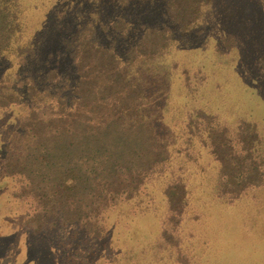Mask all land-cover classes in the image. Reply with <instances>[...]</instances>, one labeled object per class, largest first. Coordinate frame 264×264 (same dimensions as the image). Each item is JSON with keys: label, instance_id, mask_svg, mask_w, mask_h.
I'll return each instance as SVG.
<instances>
[{"label": "rangeland", "instance_id": "374dc122", "mask_svg": "<svg viewBox=\"0 0 264 264\" xmlns=\"http://www.w3.org/2000/svg\"><path fill=\"white\" fill-rule=\"evenodd\" d=\"M51 2L22 0L24 7ZM108 2L99 0L93 15L102 13L113 25L100 31L103 44L111 42L109 34L130 37L129 54L115 49L124 65L107 66L100 54L79 53L77 60L92 63L80 62L82 76H71L76 83L63 82L55 96H36L14 115L0 113L3 122H13L0 121V218H6L2 228L10 227L0 240V264H264V0H134L124 11ZM81 12L76 6L65 23L73 25ZM33 20L43 25L46 16L30 13ZM58 20L47 12L48 39L55 38ZM122 21L137 23L139 30L119 31L114 24ZM19 84L11 79L6 86L15 91ZM86 98H94L88 109L96 120L92 125L105 134L101 139L123 169L109 170L110 188L103 179L107 159L96 158L92 166L83 157L91 140L80 143L75 155L88 183L76 193L59 192L56 206L55 198L44 201L40 192L28 193L21 181L4 177L5 165L13 168L18 156V164L27 162V152L19 150L37 154L55 135L68 132L66 139L73 140L75 128L89 131L88 124L79 127L71 120L84 112ZM30 106L45 121L41 136L29 126ZM199 150L210 161L208 185H214L202 196L205 206L185 207L191 193L184 202L182 184L191 188ZM149 168L164 175L150 177L137 195ZM51 188L50 181L45 191ZM153 200H162L160 225L145 223L143 244L117 248L113 235L105 233L107 223H123ZM230 200L229 214L217 206L213 218L205 213L208 202ZM80 213L79 224H64Z\"/></svg>", "mask_w": 264, "mask_h": 264}, {"label": "trees", "instance_id": "16d2710c", "mask_svg": "<svg viewBox=\"0 0 264 264\" xmlns=\"http://www.w3.org/2000/svg\"><path fill=\"white\" fill-rule=\"evenodd\" d=\"M120 1L121 0H110L108 3L110 6L112 4L113 6L116 4L122 5L124 11L126 8H130L127 7L130 3L134 2V0H125L126 4H122ZM98 2L99 0H52L49 4L41 3L33 7H24L22 0H0V113L14 115L17 113L16 107L17 109L21 108L22 105H26L29 100L36 96H42L46 93H50L48 94L50 97L55 96V90L58 86H61L63 82L72 83V81H75L76 83L75 79L71 80V76L76 73L79 78L82 76L79 72V64L83 60L82 58H79V60L76 58V55L79 53L87 55L88 57L93 53L100 54L101 64L105 63L107 66L117 67L119 64L124 65L122 58L119 56V52L117 53L115 49L121 47L124 52L129 54L130 46L128 43L130 37L127 35L122 37L121 35L109 34L110 36H107V38L111 40L109 45L101 42L99 37L102 33L100 31L102 29L108 31L110 24L104 22L102 13L98 17L93 15L94 8L97 7ZM76 6H81L83 12H81L78 17H74L73 20L75 23L73 25H70L69 22L66 24L64 16H68L69 12L73 14ZM133 8H138V6ZM48 11L54 12V15L59 18V22L56 21L57 30L54 34L55 38L50 39L44 34L46 28L43 27L48 22ZM121 11L122 10H118V12ZM30 13H36L39 17L46 16L45 24L42 25V23H40L42 20H33L36 22L31 24L29 22ZM44 13L46 15H44ZM137 25V23L124 21L114 24L115 27H118L119 31L122 32L126 28H129L128 32L131 31L132 33L139 30ZM112 26L113 25H111L110 28ZM139 43L140 42H136L135 45H131L132 48L139 45ZM153 50L155 53V47ZM142 53L145 52L142 51ZM87 61V63L85 61H83V63L86 66H90L92 61L90 59ZM68 70L71 71V74H69L70 72ZM11 79L18 80L20 83L19 88L15 91L10 90L11 88L6 86V83ZM86 99L89 101H85L82 104L84 112L72 115L71 120L73 124L76 123L79 127L80 125L88 124L87 126L90 127L89 131L79 133L78 128H75L73 131L75 138H73V140L66 139L68 132L64 133L61 138L60 135H55L52 140H50V143H45L44 149L41 151L40 149L38 150L39 154H35L30 150L28 151V149L19 150L20 154L27 152V162L18 164L21 160V157L18 156L17 159H15L13 168H8L5 165L4 177H11L14 181H21L24 184V189L28 190V193L40 192L41 199L44 201L55 198L54 205L56 206L60 200L59 192L63 193L68 191L76 193L83 184L88 183L89 177L86 175L87 173L82 172L80 167L78 168L75 155L76 148L80 143H85L87 145V142L91 140V147L89 146L87 151L82 150L84 153L83 157L86 158L87 161H92V166L97 162L95 160L96 158L97 160L101 157L107 159L108 165H105L103 169V171L107 172V175L103 179H105L104 183L110 188L111 185H113V180L109 177V170L115 168L118 170L123 169L117 166L114 153L108 148L107 143L104 141L105 138L101 139L105 134L100 132V129L96 128L94 124L92 125L96 120L88 116L89 113L93 112L92 109H88L94 101V98ZM29 109V116L33 117V122L31 121L29 126H35V133L41 136L44 134L41 125L45 121L39 118V114L35 107L30 106ZM69 109H72V107H69ZM25 115L26 113H23V116ZM82 117H84L86 121H84ZM78 119L80 120L79 124L77 122ZM0 121L3 125L5 123L13 125L12 121L6 122L5 120L3 122L2 118ZM94 130H97V132L95 133ZM18 136L19 139H23V135ZM82 137L85 139V142L79 140V138ZM4 151L6 152V150ZM199 152L200 155L194 163L195 168H192L194 170L191 172V188L185 182L182 184L181 194L182 198L185 200L184 202H186L188 198V193H191V204L189 202L184 203L185 207L190 205L194 207H201V205L205 206V203L202 202V196L207 188L209 190L211 185V183L208 185L211 172V168H209L210 161L207 160V162H204V154L200 150ZM168 164L166 166L170 167ZM123 167L126 170V167ZM160 170L161 169L155 168L145 170L146 179L143 183L140 182V187H138V190L136 189L137 195L139 193L143 194L147 189L148 183H146V181L150 177L157 175L161 178L164 175V171L160 172ZM58 174L69 176V179L68 177L66 180L58 179L54 176ZM177 179L178 181H184V178L181 176H178ZM50 181L52 182V188L48 194V192L45 191V185L50 183ZM260 184L259 182H257V184L251 182L249 186ZM212 185H214V183ZM122 191L123 193L125 192V190ZM133 196H130L129 199L133 198ZM160 202L162 203V200ZM233 202L234 200L219 203L214 201L208 202L205 213L213 218L215 214L214 206H217L220 208L221 212L226 211L229 214L234 207L232 205ZM158 203L159 202L156 203L154 200L153 203L149 201L148 204L151 207H148L146 210L135 212L132 217H128V220L123 223L114 225L113 223H107L108 226L105 228L106 235H113V240L116 242L115 246H117V248L128 246L129 244H131V246L143 244L144 241H146V233L143 231L142 226L147 222L149 224L158 223L160 225L159 221L163 214V209L162 207H158L161 204ZM12 215L16 216L13 212ZM3 218L4 217L0 218L1 241H3L10 231V227L8 226H3L2 228L4 220L6 219ZM83 218L82 213L79 215L77 214V218L69 216L68 220H64V224H79ZM60 223H63L62 219ZM63 230L62 228L61 232ZM102 236L101 234L99 237H95V239L101 238ZM205 247H207V249L210 248V246Z\"/></svg>", "mask_w": 264, "mask_h": 264}]
</instances>
